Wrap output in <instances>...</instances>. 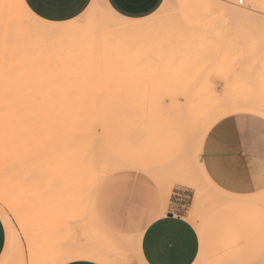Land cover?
<instances>
[{"label":"rangeland","instance_id":"obj_1","mask_svg":"<svg viewBox=\"0 0 264 264\" xmlns=\"http://www.w3.org/2000/svg\"><path fill=\"white\" fill-rule=\"evenodd\" d=\"M100 1L90 2L66 47L53 49V43L48 47L42 41L40 51L30 50L34 55L24 51L27 68L41 76L90 69L89 85L75 88L77 98L100 93L88 94L89 106L96 107L89 118H60L40 97L0 100V217L7 233L0 264H55L66 257H90L86 253L105 264H131L135 259L142 264L134 240L110 232L96 210V198L108 185L116 187L126 173L154 185L160 209L161 196L169 193L161 215L181 214L194 226L199 243L204 238L201 264H264V190L240 195L256 200H246L248 206L227 216L224 208H209L210 199L224 190L212 183L200 163L204 138L215 122L237 112L264 115V0H164L157 15L135 28L115 22L122 17ZM218 98L222 104L198 114L195 109L186 113L181 106L193 105L195 99L214 105ZM98 106L103 113L97 112ZM168 107L178 109L170 114L176 113V120L166 117ZM163 118L185 122L172 129ZM179 126L183 133L170 134V128L174 132ZM75 130L88 134L90 147L61 144V138L74 137ZM60 148L66 152L62 157ZM89 148L94 149L91 154ZM71 149L73 158L68 157ZM80 151L87 158L78 156ZM95 152L111 156V162L104 157L98 162L102 166L93 170L90 165L101 156ZM77 165L86 169L80 171ZM62 168L70 171L66 174ZM60 171L68 183L60 181ZM178 173L188 183L183 184ZM190 183L195 188L186 186ZM255 246L263 247L261 260L254 256Z\"/></svg>","mask_w":264,"mask_h":264},{"label":"crops","instance_id":"obj_2","mask_svg":"<svg viewBox=\"0 0 264 264\" xmlns=\"http://www.w3.org/2000/svg\"><path fill=\"white\" fill-rule=\"evenodd\" d=\"M163 1L159 0V4L162 5ZM100 2L109 10V0ZM112 2L123 15H138L146 13L157 0ZM115 22L126 23L123 18ZM246 103L257 104L256 101ZM221 159L228 161L227 170L220 166ZM200 163L212 183L226 191L219 189V195L225 194L228 197L223 203H216L212 197L209 208H224L225 215L228 216L233 214V210L248 206L250 202L246 200H256L240 195H251L264 190V115L237 112L215 122L204 138ZM168 196H161L160 209L154 185L146 178L137 179L135 174L126 173L123 180H118L116 187L108 185L104 193L96 198V210L110 232L134 240L142 264H201L206 251L204 238L199 243L194 226L182 215H179V219L178 214L173 211L170 217L161 215L163 208H166ZM0 225H3L5 232V239L0 245L1 257L7 239L6 227L1 217ZM260 246H255L254 256H259L261 260V251L264 250L261 249L264 246L259 248ZM55 264L105 263L95 257H66ZM131 264H138V261L135 259Z\"/></svg>","mask_w":264,"mask_h":264},{"label":"bare ground","instance_id":"obj_3","mask_svg":"<svg viewBox=\"0 0 264 264\" xmlns=\"http://www.w3.org/2000/svg\"><path fill=\"white\" fill-rule=\"evenodd\" d=\"M239 2H240V0H239ZM132 25H134V28H135L137 24H132ZM74 26L69 27V28H60V29H53V28L43 27V26L37 24V22L33 18L30 17V15L27 13L26 5L23 3L22 0H0V100L10 99V98L11 99H20V98H28V97H34V98H39L40 97L39 99L43 100L42 102L51 103L52 104L54 113H56L57 115H59L58 117H60V118H62V117L63 118H67V119L68 118L69 119H71V118H73V119L89 118L91 116V114H92V113L90 114V112L91 111L93 112V109H95V111H96V107L93 108V106H92V108H91V105L89 106L90 102H92L91 101L92 99L90 101H88L87 98L90 97V95H88V94H91L92 96H94V95H99L100 93H88V94H84V96H79L80 98H77L78 96L76 97V94L77 93H75V88H78L79 89V88H83V87L89 85L88 81H90V79L93 77V76H89V73L90 72L88 70H90V69H86V70L85 69L84 70L82 69L81 71H77V73L74 72L72 74H67V75L63 73L61 75L60 74H55L54 76L52 75V77L51 76H41L40 74H38V71L37 70L32 69V68H27V66H26V60L24 59L25 58L24 56H26V55H24V53L26 52V49H28L29 50V53L32 55L33 53H31L30 50L37 51V50H39L40 47H42V46L45 45V43L44 44L43 43L40 44V42H42V41L43 42H47L46 45L47 46L49 45L48 47H50V44L53 43L52 44L53 45V49H56L57 46L58 47L60 46L59 49H62V46H65L66 44L69 45L74 40V38H75V37H72V29L74 28ZM60 31L62 32V34H61ZM60 34H61V36L59 37L58 35H60ZM48 42H50V43L48 44ZM54 47H56V48H54ZM43 48H45V47H43ZM27 53L28 52H26L25 54H27ZM31 55H30V57H31ZM35 55H37V54H35ZM32 57L34 58V56H32ZM91 71H95V69H91ZM96 71H98V69H96ZM203 71L206 72L207 69H205ZM92 75H94V74H92ZM126 76L128 77L129 74L126 75ZM41 77H49V78H41ZM127 77H126V79H128ZM132 77H134V76H132ZM132 77L129 76V79L132 78ZM64 89H68V90H64ZM87 95H88V97H87ZM190 100H191V98L189 99V102H190ZM195 100L198 101L200 99H195ZM195 100L194 101L192 100L191 102H193V105H195L196 108H194V106L192 104H188L189 106H187V104L185 102L184 103L181 102L182 103L181 106L182 107L184 106L186 108V110H185V112L187 111L186 113H188L189 111L191 112L192 109H195L194 110V113H196V111H197V114H198V111H202L203 109H205L206 111H208L210 108L222 104V101L220 100V98L216 99V102H215L214 105H212L210 103L209 104L208 103L206 104V101L205 100L204 101L201 100L199 102H196ZM103 101H104V99H103ZM209 101H211V100H209ZM88 102H89V104H88ZM189 102H187V103H189ZM174 103H176V102H174ZM174 103H172V105H174ZM196 103L198 104L197 106H196ZM212 103H214V102H212ZM91 104H93V103H91ZM99 104H102V102L99 103ZM178 104H179V102H178ZM166 106L164 107L165 108L164 109L165 110L164 112H166ZM46 107H50V105L47 104ZM89 107H90V109H89ZM188 107H190V108H188ZM169 108H171V107H168L167 109L169 110ZM172 109L173 110H178L176 108H171L170 109V112L172 111ZM189 109H191V110H189ZM100 111L102 112V108L99 107V111L97 110V112H100ZM179 111L181 112V109ZM170 112L167 111V113H169L166 116L167 118H168V116L170 114L172 115L174 111H172L171 113ZM162 114L164 115L163 117H165L166 114L165 113H162ZM197 114H196V116H197ZM171 115L169 117H172L173 116V115L172 116ZM177 116H179V115H177ZM174 117L177 118L176 117V113H175ZM174 117H172V118L175 119ZM167 118H163V120L165 121V122L164 121L163 122H164L165 125L170 126L172 129H175L174 127L178 126L181 122H185L184 120L183 121L180 120L181 122H179L178 119H177L176 122H179V123H174L176 119L173 122V121H171L173 119H171L169 121V119H167ZM186 118H183V119H186ZM165 119H167L168 121H166ZM167 122H169V123L167 124ZM171 122H173L174 124H177V125H173ZM66 123H67L66 121L63 122L64 125H66ZM182 124H184V123H182ZM191 124H192V122H191ZM192 125H194V124H192ZM184 126H186V125L184 124ZM188 126H191V125L188 124ZM180 127L181 126L177 127L176 130H174V132H172V130L170 128V132H171L170 134H172L173 136H176L178 133L176 134L175 131H179L180 130L179 131V135H180V132L183 131V129L182 130L179 129ZM184 129H186V128L184 127ZM188 129H190V127H188ZM75 132H77V133L74 134V137H72V138H64V137H62L61 138V144L68 143V144H71L72 146L75 145L76 148H79L77 146L80 145V147L83 148V149H84V147H82V146H84V145L85 146H89L90 145L89 143L91 142V138L88 137V134L85 135L84 133H81L80 131H76V130H75ZM185 133H189V132H185ZM184 135H186V134H184ZM178 137L179 136H177L176 139ZM180 139H182V137ZM94 142H95V140H94ZM96 145H97V143H96ZM68 149H70V147H68ZM73 149H71L72 151L70 153V156H68L69 158L72 157V156H74V155L71 156V154L73 152ZM91 149H93V148H91ZM91 149H90V154H91ZM96 149H97V146H96L95 150ZM61 150H59V151H61ZM76 150H79V149H74L75 152H76ZM81 151L78 154V156L81 153L84 152V151L83 152H81ZM93 151H94V149H93ZM78 152L79 151H77V153ZM86 152H87V150H85V153ZM61 153H62V155H60V156L62 157V156H64V154L66 152H63V150H62ZM77 153H75V154L77 155ZM95 153H97V152H95ZM68 154H69V152H68ZM68 154H66L65 156H67ZM86 154L90 155L89 152L86 153ZM86 154L83 153V156L81 155L82 156L81 158H83V159L87 158V157H85ZM97 155L98 156H100V155L103 156L104 154L102 155V153L101 154L100 153H97ZM91 156L92 155H90L89 158H91ZM100 157H98L100 160L98 158H96L95 156L93 157V158L98 159L97 161L94 160V159H91V160L96 161V163H93L94 162L93 161L92 162L93 164L90 165V166H92L93 170L96 169V166L101 165L99 163L101 161L105 160L106 157L107 158H106L105 161L108 160V162H111L109 160L112 159V157L111 156H108V155H106V157L103 156L102 157V160H101ZM108 157H109V159H108ZM74 160H77V158L76 159L74 158ZM79 160H80V158H78L77 161L79 162ZM87 160H85L86 163H88ZM89 161H90V159H89ZM71 162H73V160ZM90 162L88 164H91ZM67 163H69V162H67ZM67 163L66 164L64 163L65 165L63 164V166L69 167V166H66V165H68ZM104 163H102V164H104ZM81 165H77V167L79 166V168H81L80 171L85 168V167L82 168L84 165H82V167H81ZM61 166H62V164H61ZM61 166H60V168H61ZM74 166H76V165H73V167ZM85 166H88V165L85 164ZM90 166L87 168L89 171L88 170L87 171L90 173V175H92L91 172H94V171L91 170V167ZM108 166H110V165H108ZM73 167L70 166V169H72ZM135 168H137V167H135ZM67 169H68V171H70L69 168H67ZM67 169L64 170V168H62L61 170H64V172H66ZM73 169H75V167ZM73 169L70 172H72ZM114 169H116V168H112L111 170L114 171ZM78 170L79 169L77 168L76 171L78 172ZM90 170H91V172H90ZM84 171L85 170H83L82 172H84ZM87 171H85V173L88 174ZM61 172L62 171H60L59 175L62 174V176H63V174H65V173L64 172L61 173ZM66 174H67V172H66ZM75 174H76V172H75ZM72 175H69V176L72 177ZM179 175L181 177L182 174L180 173ZM179 175H177L176 177H177V179L180 180ZM65 176H67V175H65ZM65 176H63L62 178L60 177L61 178L60 181L66 182L65 181ZM74 176H73V178H74ZM102 176L105 177L104 175H102ZM184 178L185 177H183V175H182L181 180H184ZM57 181L59 183H63V182H60L59 180H57ZM69 181H71V180H69ZM66 183H68V182H66ZM81 183H82L81 186L85 185V184H83V182H81ZM182 183L183 184H186L188 182H187V180L186 181L184 180V181H182ZM79 186L80 185H78V187ZM186 186H188V187L189 186H192L193 188H195L194 187L195 185H193V184L191 185V183L189 185H186ZM75 187H76V185H75ZM72 188H74V186L71 187V191H72ZM83 188L84 187L79 188V189H76V190L78 192H80L81 191L80 189H83ZM77 191H76V193H77ZM168 194H169L168 192L167 193H164V198L166 196H168ZM213 199L216 201V203H223V202H225V201L228 200V197L225 194H220L217 197H213ZM86 255L87 256H90V257L93 256L92 253H86Z\"/></svg>","mask_w":264,"mask_h":264},{"label":"snow or ice","instance_id":"obj_4","mask_svg":"<svg viewBox=\"0 0 264 264\" xmlns=\"http://www.w3.org/2000/svg\"><path fill=\"white\" fill-rule=\"evenodd\" d=\"M27 13L33 18L37 24L53 29L69 28L74 25L80 24L82 18L92 7L90 0H25ZM163 5L157 3L152 6L146 13H140L138 15H123L114 6L112 0L108 2V8L111 13L117 17H122L124 22L129 24H136L140 21H146L150 17L157 15ZM220 166L227 170L229 165L228 161L221 159L219 161ZM247 179V177H245ZM167 216H171L170 211H165ZM178 214V219H179ZM11 217V213H9ZM23 223V221H21ZM13 226L16 227V235L20 237L21 243L24 242V236L20 235V229L17 227L16 221L13 220ZM5 239V232L3 225H0V245H2Z\"/></svg>","mask_w":264,"mask_h":264},{"label":"built area","instance_id":"obj_5","mask_svg":"<svg viewBox=\"0 0 264 264\" xmlns=\"http://www.w3.org/2000/svg\"><path fill=\"white\" fill-rule=\"evenodd\" d=\"M239 3H242L241 1Z\"/></svg>","mask_w":264,"mask_h":264}]
</instances>
